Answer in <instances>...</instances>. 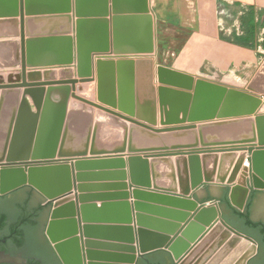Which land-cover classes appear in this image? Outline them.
I'll list each match as a JSON object with an SVG mask.
<instances>
[{
  "label": "water",
  "instance_id": "obj_1",
  "mask_svg": "<svg viewBox=\"0 0 264 264\" xmlns=\"http://www.w3.org/2000/svg\"><path fill=\"white\" fill-rule=\"evenodd\" d=\"M141 21L143 43L122 38V29ZM1 24L14 31L0 39L11 50L0 57V71L14 73L0 78V196L25 187L33 204L43 202L44 237L61 264H138L147 256L149 264H248L258 245L264 260V62L244 89L155 63L149 0H0ZM74 67L78 80L72 79ZM94 80L100 105L74 94L76 83ZM71 97L101 110L105 119L67 112ZM156 99L161 126L174 127L153 128ZM71 134H81L79 149L65 150ZM109 163L118 165L121 190H128V179L130 188H138L134 195L159 194L193 207V222L168 245L147 248V232L130 227L129 205L122 203L127 217L114 228L126 233L125 241L83 243L76 237L79 210L66 197L84 177L75 175L78 168ZM202 188L214 198L197 202L190 193ZM205 214L211 227L188 251L184 240L197 236L188 230L201 232L196 223ZM245 214L259 226H246ZM31 217L26 210L23 219L30 223ZM135 218L139 226L145 217ZM95 229L83 227L86 236ZM101 246L105 251H98Z\"/></svg>",
  "mask_w": 264,
  "mask_h": 264
},
{
  "label": "crops",
  "instance_id": "obj_2",
  "mask_svg": "<svg viewBox=\"0 0 264 264\" xmlns=\"http://www.w3.org/2000/svg\"><path fill=\"white\" fill-rule=\"evenodd\" d=\"M158 2L165 3L167 7H171L168 9L172 10L168 15L171 18H164L162 22L177 26L180 33L183 34L181 48L171 62L163 65L196 77L206 76L210 79L223 77L224 79L225 76L232 75L238 83L239 80L248 83L264 62V45L261 43L264 32L262 28L264 27V0H158ZM153 6H155V0H149L150 14L153 17L154 25H156V21L159 19H157L158 15L153 10ZM107 18L110 21V16ZM250 25L255 28L253 33L249 31ZM145 27L144 22H136L121 30L122 38L132 41L131 43L134 44L143 43L146 37ZM38 30L41 28L39 27ZM13 31L14 28L11 25L1 24L0 39L9 38L13 35ZM10 52L8 45H0L2 59H6ZM9 73V70L0 71V75H4L3 77ZM153 83L156 87L158 86L155 71ZM224 85L228 86L229 84L225 83ZM230 86L236 87L238 84ZM26 100L32 107L31 100ZM70 104L71 101L68 104V109H70ZM158 120L157 114V123ZM160 127L162 126L158 123L157 128ZM198 156L200 157V155ZM123 158L126 161V157ZM117 167L118 165L114 163L96 164L78 168L75 171V175L80 174L84 177L81 178L82 181L71 186L66 199H68V203L79 210L80 226H78V236L76 237H79L80 234L83 243L93 241L99 244L119 245L120 242L125 241L126 233L114 227L125 221L127 211L122 203H127L132 219L130 227L134 230L141 229L147 232L144 239L147 248L164 247L175 237L179 238L188 224L195 219L197 209L159 194L147 192L142 195H134L133 190L138 188L134 186L130 188L128 179L125 181L129 186L128 190H121V187L118 186L122 183L119 182L121 177L118 175V170H115ZM162 170L166 171L161 168L160 171ZM208 185L226 187L215 183ZM197 191L196 196H194V191L190 193L197 202L201 203L214 198L208 194L205 188ZM123 194H126V198ZM238 196L241 197V192L238 193ZM205 204L210 205L209 202ZM82 206L85 207L83 218L80 212ZM218 211L221 214L219 206ZM135 215L145 217L139 226ZM210 219L211 215L209 214L201 215L196 225L202 231H198L196 227H191L188 230L189 236L197 235L193 241L184 240L187 243L188 251L207 233L211 227ZM85 226H94L99 229L93 230L91 235L86 236L83 231ZM219 236L220 233H217L207 241L195 259L198 260L203 256ZM225 243L221 244L222 246L217 248L213 255ZM133 247L137 248V242ZM105 248V246H101V250L98 251H105Z\"/></svg>",
  "mask_w": 264,
  "mask_h": 264
},
{
  "label": "flooded vegetation",
  "instance_id": "obj_3",
  "mask_svg": "<svg viewBox=\"0 0 264 264\" xmlns=\"http://www.w3.org/2000/svg\"><path fill=\"white\" fill-rule=\"evenodd\" d=\"M26 189L0 196V264H61L44 237L46 223L42 226V217L46 210L33 204V195ZM20 192L23 195L18 198ZM26 210L32 214L30 223L23 219ZM259 253L258 245L256 256L248 264H264ZM148 259L138 264H149Z\"/></svg>",
  "mask_w": 264,
  "mask_h": 264
},
{
  "label": "rangeland",
  "instance_id": "obj_4",
  "mask_svg": "<svg viewBox=\"0 0 264 264\" xmlns=\"http://www.w3.org/2000/svg\"><path fill=\"white\" fill-rule=\"evenodd\" d=\"M171 7H167V5L165 3H159L158 0H155V6H153V10L155 11V13H157V20L156 21V25H155V36H156V49H155V54L153 56H150L153 61L157 64L163 65V64H167L169 62L172 61V59L175 57L176 53L179 51V49L181 48V45L183 43V34L180 33V29L177 26H173L169 23H164L162 22V19H168L171 18L169 15L170 12H172V10L168 9ZM263 26V25H262ZM264 30V27H262ZM178 32V33H177ZM163 38V40H162ZM262 41L261 43L264 45V32H263V36H262ZM144 58V57H142ZM155 71V67L153 70V74ZM12 73V72H10ZM156 74V72H155ZM204 76V75H201ZM56 77V76H55ZM0 78H3L4 80H6L5 78L7 77H3L2 75H0ZM58 78V76H57ZM157 78V76H156ZM205 79H209V80H213L216 81L218 83H222V84H229L230 85H236L238 84V86H236L235 88H241L244 89L245 86L247 85V83L244 82V80H236V78L232 75H227L224 77H218V79H210L209 77H202ZM44 76L40 75V80H43ZM72 79L78 80L79 78L76 75L75 72V67H74V74L72 76ZM58 81V80H56ZM153 82V80H152ZM158 86L156 87L155 84L153 83V86L155 88V90L160 86L159 83L157 82ZM70 86V85H69ZM233 87V86H232ZM43 88H47V86H43ZM24 90V88H21L20 91L22 92ZM74 94L77 97H80L88 102H92L95 104L100 105V103L97 100V87H96V81H89V82H85V83H76L75 84V91ZM26 99H30L28 96ZM31 100V99H30ZM71 101L70 104V109H68V104ZM30 106V105H29ZM33 105L31 107V111H34ZM69 111H83V112H87L93 115L94 118L97 117V115H99L101 120H104V112H102L101 110L91 107L87 104H84L81 101H78L74 98H69L68 103H67V112ZM158 112V113H157ZM157 114H158V123L160 124V113H159V107H158V100L156 99V113H155V118H156V125L153 126L154 129H163V128H167V127H174V125H169V126H162L160 128H157ZM260 114H264V112H261ZM71 129H75V127L72 126ZM81 134H71L70 138L68 140L65 141V150H76L79 149L78 146L81 142ZM62 138V133L60 135L59 141L56 145V150L59 149L60 146V141ZM77 139V140H76ZM44 143V142H43ZM239 152V151H238ZM240 153V152H239ZM237 153V154H239ZM127 158V157H126ZM174 158V157H173ZM148 159V158H147ZM149 160V159H148ZM163 167H160V169Z\"/></svg>",
  "mask_w": 264,
  "mask_h": 264
},
{
  "label": "trees",
  "instance_id": "obj_5",
  "mask_svg": "<svg viewBox=\"0 0 264 264\" xmlns=\"http://www.w3.org/2000/svg\"><path fill=\"white\" fill-rule=\"evenodd\" d=\"M249 31H250L251 33H253V32L255 31V28L253 27V25H250ZM243 219L245 220L246 226H248V227L256 228V227L259 226L258 224L252 223V222L248 219L247 214H245V215L243 216ZM2 224H3V221H1V224H0V225H2Z\"/></svg>",
  "mask_w": 264,
  "mask_h": 264
},
{
  "label": "bare ground",
  "instance_id": "obj_6",
  "mask_svg": "<svg viewBox=\"0 0 264 264\" xmlns=\"http://www.w3.org/2000/svg\"><path fill=\"white\" fill-rule=\"evenodd\" d=\"M4 76V75H3ZM5 77H7V75H5ZM6 79V78H5ZM260 112H264V104H262L261 108H260ZM212 218V217H211Z\"/></svg>",
  "mask_w": 264,
  "mask_h": 264
}]
</instances>
